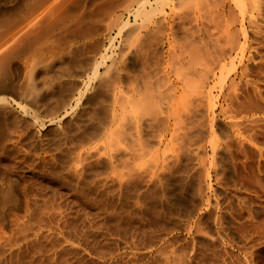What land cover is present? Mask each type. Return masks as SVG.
<instances>
[{"label": "rangeland", "instance_id": "rangeland-1", "mask_svg": "<svg viewBox=\"0 0 264 264\" xmlns=\"http://www.w3.org/2000/svg\"><path fill=\"white\" fill-rule=\"evenodd\" d=\"M136 1L67 0L76 35L31 43L0 264H264V0Z\"/></svg>", "mask_w": 264, "mask_h": 264}, {"label": "bare ground", "instance_id": "bare-ground-1", "mask_svg": "<svg viewBox=\"0 0 264 264\" xmlns=\"http://www.w3.org/2000/svg\"><path fill=\"white\" fill-rule=\"evenodd\" d=\"M8 1L0 0V123L4 121L6 108L12 104H18L26 112L29 110L26 102L27 94L31 91L27 86L26 73L24 74V80L20 82V78L23 77L20 67L27 70V66L30 65L33 59V55H27L31 43L35 40L42 41L45 39L39 51L44 53L54 48L62 47L68 39L76 35L66 27L70 19L69 16L64 15L65 11L62 8H58L67 0H19L14 5H8ZM150 1L137 0V6L131 10L137 13L141 12V10L145 11L146 3H150ZM78 3L80 5L81 2L68 6L75 8ZM117 6L115 7L116 9ZM56 8L59 10L53 16L52 14ZM29 11L32 14L28 17L18 18L19 12L25 14ZM127 22L125 20L124 24ZM124 24L122 23L121 27ZM113 37L109 38L110 45L114 43ZM99 55L100 58L95 60L91 75L89 73L88 77L99 73L101 65H104L106 58L109 56L107 55V49ZM84 86L80 90L84 91L87 88L86 82ZM70 106L72 107L71 102L69 103ZM56 118L57 115H54L49 117V120L55 121ZM1 125H3V122Z\"/></svg>", "mask_w": 264, "mask_h": 264}]
</instances>
